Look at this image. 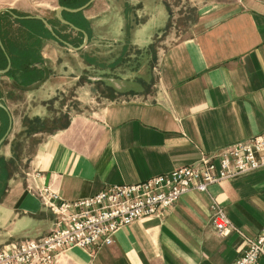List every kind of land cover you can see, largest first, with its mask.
Listing matches in <instances>:
<instances>
[{
  "label": "crops",
  "instance_id": "obj_1",
  "mask_svg": "<svg viewBox=\"0 0 264 264\" xmlns=\"http://www.w3.org/2000/svg\"><path fill=\"white\" fill-rule=\"evenodd\" d=\"M63 1L54 10L80 4ZM126 1L142 16L128 37L124 1L93 0L81 12H60L87 33L83 51L93 42L91 31L103 52L109 49L106 54L110 46L120 49L112 51V62L121 49L134 61L128 49L142 50L137 67L127 59L121 71L118 64L112 72L96 68L94 87L79 83L88 70L81 51L58 41L38 19L13 8L0 12V69L10 62L0 73V101L7 109L0 108V137L11 118L0 144V248L53 227L54 213L41 202L39 188L48 186L66 200L87 197L107 185L169 172L264 131V0H202L197 32L167 43L160 35L169 20L167 1ZM79 12L85 23L76 20ZM156 39L165 45L148 56ZM100 84L112 95L100 96ZM70 89L86 98L94 90L98 98L87 100L95 105L46 134L26 168L14 162L12 141L24 129V116L47 114L46 101L56 108L57 94ZM214 203L241 233L256 235L264 226V167L187 191L162 213L117 229L111 244L69 247L55 264H231L244 238L234 230L217 233ZM256 264H264V256Z\"/></svg>",
  "mask_w": 264,
  "mask_h": 264
},
{
  "label": "built area",
  "instance_id": "obj_2",
  "mask_svg": "<svg viewBox=\"0 0 264 264\" xmlns=\"http://www.w3.org/2000/svg\"><path fill=\"white\" fill-rule=\"evenodd\" d=\"M264 167V131L203 153L199 160L135 183L107 185L74 200L63 199L48 186L38 189L41 202L55 216L44 235L0 248V264H55L63 250L109 245L115 231L135 220L162 213L190 190L204 191L212 183ZM217 233L242 234L241 252L231 264H256L264 256V226L256 235L241 233L222 207L212 205Z\"/></svg>",
  "mask_w": 264,
  "mask_h": 264
},
{
  "label": "rangeland",
  "instance_id": "obj_3",
  "mask_svg": "<svg viewBox=\"0 0 264 264\" xmlns=\"http://www.w3.org/2000/svg\"><path fill=\"white\" fill-rule=\"evenodd\" d=\"M87 0H80L79 5L85 3ZM123 2V13L125 18V24L123 28L124 36L128 37L131 33V28H133V23L142 19V16H136V7L131 6L126 0H119ZM167 1V5L169 7V20L166 26L160 32L161 37H164L165 43L173 42L177 40V38H183L185 36H189L197 32V24H198V4L202 0H165ZM58 4V0H0V8H13L17 10L20 15H41L42 17H49L50 23L55 26V31L60 37L64 38V40L69 41L71 44L75 46H79L83 41V35L73 34V30L69 28L67 25L61 23L57 17L55 16L54 7ZM81 12V10H80ZM80 12L75 16L77 21L84 22L83 17H81ZM60 15L64 18L65 13L62 12ZM4 19V18H3ZM65 19V18H64ZM66 20V19H65ZM87 29L90 28L89 23ZM130 26L127 35V27ZM54 29V28H53ZM92 30V29H91ZM91 36L94 37L93 42L87 50H78L81 51L79 57H81L83 63H87L88 70L85 72V75L80 78L79 83L84 84V87L93 85L96 86L94 82H96V68H103L107 71L112 72L111 68H113L116 64V70L120 71L129 66L128 60L130 59L131 66H139V60L142 50H138L135 47H130L128 51L136 60L134 61L131 56L130 58L127 55H122V49L119 56V60L112 62L111 55L112 51H120L113 49L112 46L109 48V54H106L107 48L102 50V44L95 41V32L91 31ZM151 32V29H147L146 33ZM97 33V32H96ZM161 40V39H160ZM159 39L154 40V42L149 46V54L148 56H153L155 51L161 46H164L165 43H159ZM72 41V42H71ZM89 42V40H88ZM87 42V44H88ZM109 44H105L104 47H108ZM67 51V50H66ZM106 52V53H105ZM128 52V53H129ZM104 53V54H103ZM132 59V60H131ZM138 59V61H137ZM109 72V73H110ZM93 82V84H91ZM98 83V82H96ZM83 86V85H82ZM102 91L99 92V95L102 96H111V92H107L106 88H103V85L100 84L97 86ZM84 89V88H83ZM86 89V88H85ZM90 97L93 100L97 98L93 97L94 90H90ZM85 96H82L79 93L78 89L66 90L65 92H59L57 94V104L56 108H53L54 103L53 100L46 101L50 106L48 108L49 112L45 115H35L28 117L27 115L23 118V124H26L29 129L33 132L30 134L21 133L17 138L12 141V149H13V158L14 162L18 161L21 163L23 161L24 167L26 168L29 159L33 156L37 146L42 142L43 137L46 136L49 132L56 130L62 127L70 114L74 112H87L90 108L95 105V102H88ZM27 109V108H26ZM25 109V110H26ZM35 132V133H34ZM33 133L37 135L33 136ZM13 162V163H14ZM12 163V164H13ZM178 168V167H177Z\"/></svg>",
  "mask_w": 264,
  "mask_h": 264
},
{
  "label": "water",
  "instance_id": "obj_4",
  "mask_svg": "<svg viewBox=\"0 0 264 264\" xmlns=\"http://www.w3.org/2000/svg\"><path fill=\"white\" fill-rule=\"evenodd\" d=\"M93 0H87L84 4L76 7V8H68L66 6H63V5H59L57 6L56 10H55V15L57 17V19L63 23V24H66V25H69L70 27H72L73 29L75 30H81L79 29L78 27L74 26L73 24H71L69 21L65 20L61 15H60V12L63 11V10H67V11H74V12H78L80 10H83L85 9ZM2 11H9L7 8H0V12ZM11 12V11H9ZM12 13V12H11ZM14 16H17L16 14L13 13ZM25 17H28V18H35V19H38L40 20L47 28L48 30L50 31L51 35L53 37H55L58 41H60L61 43H63L64 45L74 49V50H80L82 49L86 44H87V41H88V35L85 31L81 30V32L83 33V36H84V39L82 41V43L79 45V46H73L72 44H70L69 42L61 39L56 33L55 31L53 30V28L51 27V25L48 23V21L42 17L41 15H27ZM0 47L3 49V46H2V43L0 41ZM9 60H8V65L6 68L4 69H0V73H5L8 68H9ZM0 108L3 109L4 111H7L6 107L4 106V104L0 101ZM11 128V118L9 117V123H8V127H7V130L5 131V133L0 137V144L4 141L6 135L8 134L9 130Z\"/></svg>",
  "mask_w": 264,
  "mask_h": 264
},
{
  "label": "trees",
  "instance_id": "obj_5",
  "mask_svg": "<svg viewBox=\"0 0 264 264\" xmlns=\"http://www.w3.org/2000/svg\"><path fill=\"white\" fill-rule=\"evenodd\" d=\"M59 1H60V0H59ZM61 2L64 3L65 1L61 0ZM85 2H86V1H85ZM126 29H127V35H128V31H129V29H130V26H128ZM126 50H127V45L124 46V48H123V52H126ZM23 126H24V129H23L22 133L30 134V133L33 132L31 129L28 128V126H27L26 124H23Z\"/></svg>",
  "mask_w": 264,
  "mask_h": 264
}]
</instances>
